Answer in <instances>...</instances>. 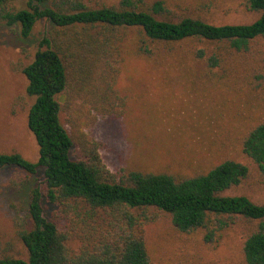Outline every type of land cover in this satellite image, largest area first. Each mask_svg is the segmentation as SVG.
Instances as JSON below:
<instances>
[{
  "label": "rangeland",
  "instance_id": "rangeland-1",
  "mask_svg": "<svg viewBox=\"0 0 264 264\" xmlns=\"http://www.w3.org/2000/svg\"><path fill=\"white\" fill-rule=\"evenodd\" d=\"M85 1L92 6L118 2ZM143 1L147 6L153 0ZM163 1L166 10L158 17L164 19L189 15L220 25L247 24L259 17L241 0ZM12 5L24 7L25 0H15ZM77 32L87 30L80 25L61 29L41 20L28 38H22L14 28L0 25V152H17L37 160L38 146L27 126L34 97L26 92L22 69L32 60L41 36L70 39ZM95 32L97 29L90 30ZM114 32L119 39L118 56L115 52L100 63L88 59L89 53L77 60L64 58L68 83L56 98L61 123L75 145L83 135L96 141L103 163L118 180L132 170L188 177L232 158L244 163L248 174L223 194L245 195L264 203V178L241 151L245 132L264 120V80L256 76H264V40H256L248 52L238 53L223 43L197 39L150 41L138 28ZM142 38L152 50L148 56L136 50ZM199 47L219 53V66L209 68L195 59L193 50ZM23 175L15 167L0 169V256L26 254L16 234L17 219L24 216L25 208L13 194L15 182ZM38 179H42L41 171ZM61 213L55 206L46 214L56 217L59 228L67 231L71 225ZM249 228L238 221L218 231L210 242L203 239L201 230H176L169 215L159 212L144 226L149 264H245L241 249ZM67 244L77 251L81 243L73 234Z\"/></svg>",
  "mask_w": 264,
  "mask_h": 264
},
{
  "label": "trees",
  "instance_id": "trees-1",
  "mask_svg": "<svg viewBox=\"0 0 264 264\" xmlns=\"http://www.w3.org/2000/svg\"><path fill=\"white\" fill-rule=\"evenodd\" d=\"M14 1L0 0V25L14 28L22 38H28L41 20L61 29L80 25L87 32H77L70 39L44 34L22 69L26 92L34 97L27 126L38 146V158L31 161L17 152H0V169L15 167L24 173L15 182L13 194L25 208L24 216L17 219L16 234L26 250L24 257L0 256V264H149L144 226L159 212L169 215L176 230H201L203 239L210 242L218 231L243 221L250 225L242 242L243 261L264 264V203L245 195L223 194L246 178L244 163L224 158L188 177L132 170L123 179H115L96 141L83 135L75 145L61 123L56 98L68 83L64 58L77 60L89 53L88 59L100 63L117 53L119 39L114 31L120 29L138 28L150 41L197 39L248 52L254 41L264 40V0H241L246 9L259 13L254 21L220 25L189 15L177 20L159 18L166 10L163 0L147 6L143 0L99 6L85 0H25L20 8L12 5ZM91 29L97 32L90 33ZM145 38L136 50L148 56L152 50ZM192 55L209 68L222 60L219 53L202 47ZM256 76L264 80L263 75ZM241 151L264 178V120L245 132ZM55 206L71 225L67 231L59 228L56 217L46 214ZM73 234L81 243L77 251L67 244Z\"/></svg>",
  "mask_w": 264,
  "mask_h": 264
}]
</instances>
